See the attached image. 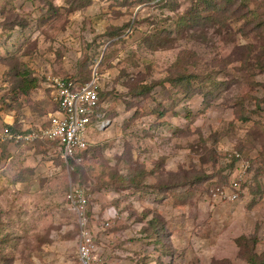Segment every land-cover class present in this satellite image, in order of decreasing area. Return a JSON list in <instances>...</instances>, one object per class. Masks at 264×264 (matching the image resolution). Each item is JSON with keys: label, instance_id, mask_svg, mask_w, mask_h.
Instances as JSON below:
<instances>
[{"label": "rangeland", "instance_id": "obj_1", "mask_svg": "<svg viewBox=\"0 0 264 264\" xmlns=\"http://www.w3.org/2000/svg\"><path fill=\"white\" fill-rule=\"evenodd\" d=\"M211 1L0 0V126H46L53 76L96 78L106 122L80 162L0 141V264H77L71 186L109 264H264V0Z\"/></svg>", "mask_w": 264, "mask_h": 264}, {"label": "built area", "instance_id": "obj_2", "mask_svg": "<svg viewBox=\"0 0 264 264\" xmlns=\"http://www.w3.org/2000/svg\"><path fill=\"white\" fill-rule=\"evenodd\" d=\"M52 80L53 99L56 109L50 114L48 124L35 129H23L14 132L6 124L0 126V141L10 140L15 143L33 142L37 140L58 141V152L66 161L80 159L92 142L90 130L93 125L100 129L106 125L103 120H96L99 116L96 112L99 107V84L96 78L86 82H77L65 77L53 76ZM236 180L232 179L229 185L222 188L212 189V196L220 201H237L241 181L249 179L248 161L242 163ZM91 196L84 188L71 186L66 194L68 206L78 220L79 234L77 240V264H106L96 243V234L91 227V222L98 220L96 216L88 218L87 207ZM119 218L118 211L114 208L109 210L107 220L101 222L102 228L111 226L112 221Z\"/></svg>", "mask_w": 264, "mask_h": 264}, {"label": "trees", "instance_id": "obj_3", "mask_svg": "<svg viewBox=\"0 0 264 264\" xmlns=\"http://www.w3.org/2000/svg\"><path fill=\"white\" fill-rule=\"evenodd\" d=\"M148 1V0H147ZM198 1V3L199 4H197L196 6H195V8H199V6H200V4H201V1L202 0H197ZM213 2L211 1V0H207V5H211ZM201 7V6H200ZM209 10V9H208ZM199 16H200V14H198ZM152 49H154V47L152 48ZM27 78V77H26ZM186 78H188L187 76H186ZM67 79H71V80H73L72 78H67ZM188 80V79H187ZM90 81V80H89ZM86 82H88V81H83L82 83H86ZM36 84H37V82H36V78H27V79H24L23 80V82H22V86H21V91H22V93H28L31 89H33L34 87H36ZM100 103V102H99ZM14 125V124H13ZM13 125H10V124H6V127H9L12 131H14V132H21V131H23V129L21 128V125L18 123V127H16V126H13ZM49 141H51V140H49ZM11 141L9 140H6V141H4L3 143H6V144H9ZM53 143H57V146H58V141H52ZM21 143H23V141H21L20 142V144ZM85 152V151H84ZM83 152V153H84ZM83 153L82 154H80L81 156H78V157H80V159H73V158H71L70 159V161L72 162H80L82 159H83ZM238 157V156H237ZM240 167V166H239ZM231 181L232 180H230L228 183L230 184L231 183ZM229 184H227V185H229ZM223 186H226V185H223V184H221V185H217V186H215V187H213V188H215V189H217V188H222ZM88 210H89V206L87 207V212H88ZM250 262L252 263V264H256V262H255V257L254 256H250Z\"/></svg>", "mask_w": 264, "mask_h": 264}, {"label": "crops", "instance_id": "obj_4", "mask_svg": "<svg viewBox=\"0 0 264 264\" xmlns=\"http://www.w3.org/2000/svg\"><path fill=\"white\" fill-rule=\"evenodd\" d=\"M107 214L109 215V212H107ZM94 216H96L97 218H98V220L100 219V214H97V212H95V215ZM103 219H105V220H107V217L106 218H103ZM94 220V219H93ZM104 221V220H103ZM91 225V227H92V229H93V231L95 232V234H96V243H97V246H98V253H100L101 254V252H102V245H106V244H108V242H109V240H108V238L106 237V238H104L103 236H102V231L100 230V229H96V227H94V226H92V224H90ZM101 252H100V251ZM105 259V258H104ZM105 262H107V264H109L108 263V261L105 259Z\"/></svg>", "mask_w": 264, "mask_h": 264}, {"label": "clouds", "instance_id": "obj_5", "mask_svg": "<svg viewBox=\"0 0 264 264\" xmlns=\"http://www.w3.org/2000/svg\"><path fill=\"white\" fill-rule=\"evenodd\" d=\"M240 191V190H239Z\"/></svg>", "mask_w": 264, "mask_h": 264}]
</instances>
